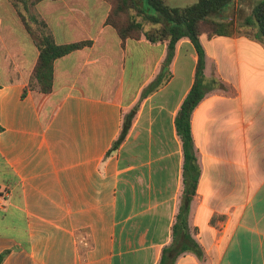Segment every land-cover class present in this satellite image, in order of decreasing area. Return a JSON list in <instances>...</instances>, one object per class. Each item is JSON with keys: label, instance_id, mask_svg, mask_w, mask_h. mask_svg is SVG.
I'll use <instances>...</instances> for the list:
<instances>
[{"label": "crops", "instance_id": "obj_1", "mask_svg": "<svg viewBox=\"0 0 264 264\" xmlns=\"http://www.w3.org/2000/svg\"><path fill=\"white\" fill-rule=\"evenodd\" d=\"M243 3L218 16L233 22L228 35L200 36L218 86L192 114L200 178L186 233L174 230L184 193L176 117L196 76L191 40L177 42L168 80L149 91L168 42L123 41L106 0L42 1L32 12L58 45L92 41L54 62L43 94L30 87L40 51L0 0L2 264H161L182 247L193 250L174 264H264V42L252 12L238 28Z\"/></svg>", "mask_w": 264, "mask_h": 264}, {"label": "trees", "instance_id": "obj_2", "mask_svg": "<svg viewBox=\"0 0 264 264\" xmlns=\"http://www.w3.org/2000/svg\"><path fill=\"white\" fill-rule=\"evenodd\" d=\"M21 16L26 29L36 43L40 55L34 68L30 87L37 88L41 93L48 94L53 90L54 62L71 52L91 46L92 41H82L68 45H58L46 22L40 15L32 12L45 0H9ZM56 1V0H53ZM111 6L107 24L111 25L125 41L126 39H139L142 34L152 42H168V57L163 65V70L149 91L167 81L169 65L174 57L177 42L187 37L193 43L198 54L196 76L194 84L185 98L176 117V129L183 143L184 150V193L180 212L177 217V228L188 231V215L190 204L196 194L200 178V167L195 153V145L192 134V114L207 92L218 83L215 80L208 81L205 74L206 53L200 41V36L206 33L209 37L214 35H228L233 27V22L218 20V16L232 6L236 0H198L194 5L185 8H172L165 0H106ZM252 21L258 29V38L264 42V0H259L252 11ZM145 23L150 25L145 29ZM27 90L24 91V95ZM132 111L124 122L119 139L108 152L111 155L125 139L134 116ZM2 130L0 126V131ZM182 231V230H181ZM185 233V232H184ZM187 238V235H185ZM193 248L182 247L175 252L174 258L167 263L174 264L176 257L183 251ZM194 252L203 258L202 249L194 244ZM8 252L0 255V264Z\"/></svg>", "mask_w": 264, "mask_h": 264}, {"label": "rangeland", "instance_id": "obj_3", "mask_svg": "<svg viewBox=\"0 0 264 264\" xmlns=\"http://www.w3.org/2000/svg\"><path fill=\"white\" fill-rule=\"evenodd\" d=\"M197 1L198 0H168L167 4L169 6H172V7H175V8H185V7H189V6L194 5ZM258 1L259 0H244V3H243L244 12L243 13H239V12L237 13V15L241 17L238 20V23H237L238 28H240L241 24H243V22L245 21V18L247 17V15H249L253 11V8H254L255 4H257ZM12 6H13V4H12ZM235 14L236 13H234V15ZM218 20H220V19L218 18ZM220 21H222V20H220ZM144 25H145V29H149L150 28V25L148 23H145ZM254 32H256V31L254 30ZM1 193H4V191L0 190V194Z\"/></svg>", "mask_w": 264, "mask_h": 264}]
</instances>
